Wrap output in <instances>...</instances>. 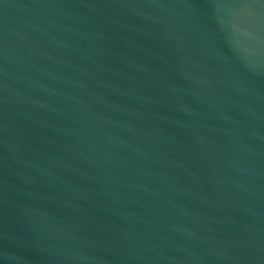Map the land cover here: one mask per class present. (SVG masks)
<instances>
[{
	"label": "water",
	"instance_id": "water-1",
	"mask_svg": "<svg viewBox=\"0 0 264 264\" xmlns=\"http://www.w3.org/2000/svg\"><path fill=\"white\" fill-rule=\"evenodd\" d=\"M0 264H264V0H0Z\"/></svg>",
	"mask_w": 264,
	"mask_h": 264
}]
</instances>
